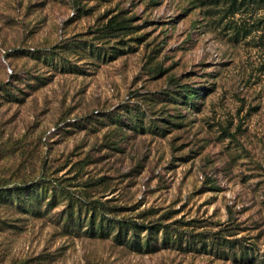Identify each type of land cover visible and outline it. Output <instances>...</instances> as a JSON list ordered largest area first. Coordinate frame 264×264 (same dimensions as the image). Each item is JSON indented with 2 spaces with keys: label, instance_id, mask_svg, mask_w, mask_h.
<instances>
[{
  "label": "rangeland",
  "instance_id": "rangeland-1",
  "mask_svg": "<svg viewBox=\"0 0 264 264\" xmlns=\"http://www.w3.org/2000/svg\"><path fill=\"white\" fill-rule=\"evenodd\" d=\"M0 264H264V0H0Z\"/></svg>",
  "mask_w": 264,
  "mask_h": 264
},
{
  "label": "trees",
  "instance_id": "trees-1",
  "mask_svg": "<svg viewBox=\"0 0 264 264\" xmlns=\"http://www.w3.org/2000/svg\"><path fill=\"white\" fill-rule=\"evenodd\" d=\"M112 26V19H110L109 20V22L105 25V27L106 28H110ZM69 212V211H68ZM77 212L78 213H80V209L78 208L77 209ZM93 222L91 221V224H92ZM119 223V222H118ZM94 224V223H93ZM92 224V225H93ZM101 227V226H100ZM143 227H146V229H147V231H148V234L150 235V236H152V234H155V231H158L159 229H160V227L158 226V225H156V224H154V225H151V226H143V225H136L135 227H133V229L134 228H136V230H135V237L137 238V231H139L141 228H143ZM132 228V227H131ZM122 224L120 225V228H119V230H118V233H117V238H120L121 237V235H122ZM137 229H139V230H137ZM99 230H100V228H99ZM124 234H126V232H124ZM123 238L125 239L126 238V236H123ZM122 238V239H123ZM151 239L152 238H154L155 239V236L154 237H150ZM138 240V239H137ZM138 243H140V241L138 240Z\"/></svg>",
  "mask_w": 264,
  "mask_h": 264
}]
</instances>
